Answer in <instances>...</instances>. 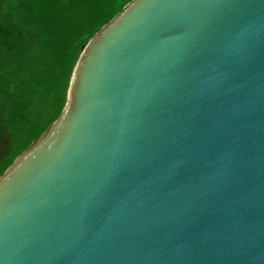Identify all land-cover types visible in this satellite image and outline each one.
<instances>
[{"label": "water", "instance_id": "1", "mask_svg": "<svg viewBox=\"0 0 264 264\" xmlns=\"http://www.w3.org/2000/svg\"><path fill=\"white\" fill-rule=\"evenodd\" d=\"M0 264H264V0H130L0 175Z\"/></svg>", "mask_w": 264, "mask_h": 264}, {"label": "trees", "instance_id": "2", "mask_svg": "<svg viewBox=\"0 0 264 264\" xmlns=\"http://www.w3.org/2000/svg\"><path fill=\"white\" fill-rule=\"evenodd\" d=\"M130 0H0V175L59 116L86 42Z\"/></svg>", "mask_w": 264, "mask_h": 264}, {"label": "rangeland", "instance_id": "3", "mask_svg": "<svg viewBox=\"0 0 264 264\" xmlns=\"http://www.w3.org/2000/svg\"><path fill=\"white\" fill-rule=\"evenodd\" d=\"M1 152H2V151L0 150V154H1Z\"/></svg>", "mask_w": 264, "mask_h": 264}]
</instances>
